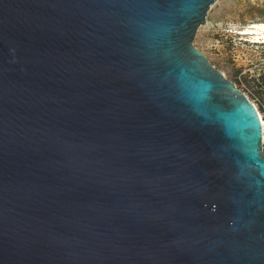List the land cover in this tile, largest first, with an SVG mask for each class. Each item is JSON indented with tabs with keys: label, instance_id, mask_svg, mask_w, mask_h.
<instances>
[{
	"label": "water",
	"instance_id": "1",
	"mask_svg": "<svg viewBox=\"0 0 264 264\" xmlns=\"http://www.w3.org/2000/svg\"><path fill=\"white\" fill-rule=\"evenodd\" d=\"M216 0H0V264H264L255 106L193 46Z\"/></svg>",
	"mask_w": 264,
	"mask_h": 264
},
{
	"label": "rangeland",
	"instance_id": "2",
	"mask_svg": "<svg viewBox=\"0 0 264 264\" xmlns=\"http://www.w3.org/2000/svg\"><path fill=\"white\" fill-rule=\"evenodd\" d=\"M216 2V3H215ZM192 44L211 65L253 101L264 117V45L242 40L236 32L264 21V0H216Z\"/></svg>",
	"mask_w": 264,
	"mask_h": 264
},
{
	"label": "bare ground",
	"instance_id": "3",
	"mask_svg": "<svg viewBox=\"0 0 264 264\" xmlns=\"http://www.w3.org/2000/svg\"><path fill=\"white\" fill-rule=\"evenodd\" d=\"M262 25H264V21L254 22L251 25H248L247 27L240 29L236 33L241 35L242 40L248 41L249 43L256 45V48H259L261 45L262 46L264 45V27H261ZM250 102L255 106L259 114L262 125V133L264 136V117L257 108L256 104L253 101Z\"/></svg>",
	"mask_w": 264,
	"mask_h": 264
},
{
	"label": "built area",
	"instance_id": "4",
	"mask_svg": "<svg viewBox=\"0 0 264 264\" xmlns=\"http://www.w3.org/2000/svg\"><path fill=\"white\" fill-rule=\"evenodd\" d=\"M261 151L264 156V136H262V140H261Z\"/></svg>",
	"mask_w": 264,
	"mask_h": 264
},
{
	"label": "snow or ice",
	"instance_id": "5",
	"mask_svg": "<svg viewBox=\"0 0 264 264\" xmlns=\"http://www.w3.org/2000/svg\"><path fill=\"white\" fill-rule=\"evenodd\" d=\"M261 27H264V25H262Z\"/></svg>",
	"mask_w": 264,
	"mask_h": 264
}]
</instances>
